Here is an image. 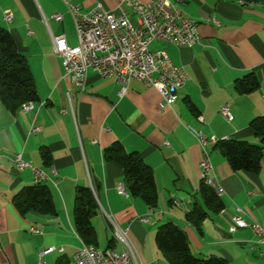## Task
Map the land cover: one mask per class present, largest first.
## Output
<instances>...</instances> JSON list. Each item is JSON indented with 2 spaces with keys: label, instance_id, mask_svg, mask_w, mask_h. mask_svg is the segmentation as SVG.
<instances>
[{
  "label": "crops",
  "instance_id": "crops-1",
  "mask_svg": "<svg viewBox=\"0 0 264 264\" xmlns=\"http://www.w3.org/2000/svg\"><path fill=\"white\" fill-rule=\"evenodd\" d=\"M168 1L182 17L196 22L199 42L190 48L161 42L149 46L152 52L165 51L188 77L175 101L157 110L161 96L139 81H131L121 97L113 78H100L90 70L83 91L71 85L52 45V38L60 35L68 46L77 44L73 21L61 0H0V29L10 33L25 57L36 92L33 109L27 112L21 107L10 112L0 102V264H69L81 246L73 223L78 186L89 187L96 200L98 210L91 222L99 249H120L108 216L127 229L141 264H168L154 241L156 227L165 222L183 230L195 256L264 264L261 246L250 250L255 239L250 229L228 231L238 211L244 221L264 229V150L254 174L232 171L220 153L206 148L223 208L208 213L200 230L185 221L195 205L203 206L198 194L203 148L196 133L217 141L259 144L249 123L264 116V0ZM70 3L80 13L97 4L108 12L121 9L119 0ZM5 11L12 14L10 23L4 21ZM55 14L62 16L60 22L51 18ZM249 74L259 86L240 95L234 83ZM223 108L231 121L221 114ZM31 128L37 131L30 133ZM116 142L126 153H137L151 169L156 208L130 196L121 168L104 160V151ZM42 149L49 153V165L40 156ZM15 155L45 174L42 183L50 190L54 215L20 216L13 207V196L35 184L29 169L14 168ZM120 186L123 194L117 190ZM109 240L112 248L107 247ZM49 248L54 250L44 253Z\"/></svg>",
  "mask_w": 264,
  "mask_h": 264
},
{
  "label": "built area",
  "instance_id": "built-area-1",
  "mask_svg": "<svg viewBox=\"0 0 264 264\" xmlns=\"http://www.w3.org/2000/svg\"><path fill=\"white\" fill-rule=\"evenodd\" d=\"M61 2L73 21L77 44L68 46L60 35L52 38L53 52L61 59L64 75L75 89L83 91L90 70L100 78H113L119 86L120 97L131 81H139L145 87L154 88L161 96L162 103L157 105V110L175 101L177 91L188 79L187 74L182 67H176L170 61L165 51L152 52L149 46L153 42H161L181 48L193 47L199 42L196 22L175 13L168 0H119L121 9L118 13L105 11L100 4L87 13H80L79 7L71 4L70 0ZM3 18L10 23L12 14L5 11ZM51 18L57 22L62 20L60 14ZM131 18H134L135 24ZM32 109L33 102L21 106L24 112ZM221 114L231 121L227 108H223ZM36 131L37 128L30 129V133ZM196 137L203 148V157L199 162L200 179L220 197L222 190L210 176L212 166L206 152V148L213 147L217 140L199 133ZM12 163L16 170L29 169L34 182L46 180L42 171L22 161L20 155H15ZM117 190L124 193L121 186ZM241 214L238 211L231 218L228 231L250 229L255 237L250 250L261 246L259 255L264 257V229L255 223H247ZM106 218L113 226V240L120 249H104L103 253H96L93 245L81 242L69 264H141L128 239L127 229L117 227L110 217ZM53 250L49 248L44 253Z\"/></svg>",
  "mask_w": 264,
  "mask_h": 264
},
{
  "label": "trees",
  "instance_id": "trees-1",
  "mask_svg": "<svg viewBox=\"0 0 264 264\" xmlns=\"http://www.w3.org/2000/svg\"><path fill=\"white\" fill-rule=\"evenodd\" d=\"M252 1V0H243ZM259 86L252 74L234 83V90L240 94H248ZM36 101L34 82L25 57L17 51L10 33L0 29V102L10 112L28 102ZM253 136L259 144H251L238 140H219L213 145V150L220 153L229 164L232 171L257 173L264 150V116L254 118L249 123ZM40 156L46 165L50 156L42 149ZM104 160L116 163L122 170L123 185L132 197L141 199L145 205L154 209L157 206V191L151 169L143 162L137 153H126L118 142L104 151ZM198 194L203 206H194L185 214V221L196 230L210 212H219L223 203L215 191L200 182ZM12 205L20 216L28 213L38 215H54L52 196L49 188L43 183L24 187L13 196ZM98 206L89 187L78 186L75 189L73 205V223L76 235L81 242L97 247L96 232L92 218L96 215ZM154 241L157 250L168 264H229L218 256L198 257L189 247L183 230L172 222L160 224L155 229ZM112 240L107 247L112 248Z\"/></svg>",
  "mask_w": 264,
  "mask_h": 264
},
{
  "label": "bare ground",
  "instance_id": "bare-ground-1",
  "mask_svg": "<svg viewBox=\"0 0 264 264\" xmlns=\"http://www.w3.org/2000/svg\"><path fill=\"white\" fill-rule=\"evenodd\" d=\"M174 12H175V13H180V12H179L178 10H176L175 8H174ZM34 183H36V182H34ZM94 250H95L96 253H103V252H104V250L99 249V248H97V247H95V246H94Z\"/></svg>",
  "mask_w": 264,
  "mask_h": 264
},
{
  "label": "rangeland",
  "instance_id": "rangeland-1",
  "mask_svg": "<svg viewBox=\"0 0 264 264\" xmlns=\"http://www.w3.org/2000/svg\"><path fill=\"white\" fill-rule=\"evenodd\" d=\"M131 21L134 22L133 19H131ZM104 246H105L104 243L99 242V247L100 248H104Z\"/></svg>",
  "mask_w": 264,
  "mask_h": 264
},
{
  "label": "water",
  "instance_id": "water-1",
  "mask_svg": "<svg viewBox=\"0 0 264 264\" xmlns=\"http://www.w3.org/2000/svg\"><path fill=\"white\" fill-rule=\"evenodd\" d=\"M125 192V191H124Z\"/></svg>",
  "mask_w": 264,
  "mask_h": 264
}]
</instances>
